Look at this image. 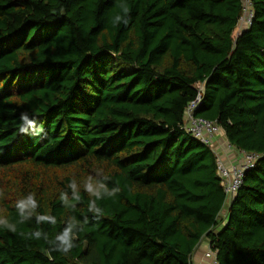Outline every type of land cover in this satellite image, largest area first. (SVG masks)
I'll return each instance as SVG.
<instances>
[{
	"label": "trees",
	"instance_id": "1",
	"mask_svg": "<svg viewBox=\"0 0 264 264\" xmlns=\"http://www.w3.org/2000/svg\"><path fill=\"white\" fill-rule=\"evenodd\" d=\"M0 0V214L34 193L56 224L0 229V264H194L206 239L219 264H264V0L238 34L243 0ZM194 116L221 129L237 153L258 156L234 198L224 193L211 148L186 134ZM28 113L40 136L18 131ZM117 196L97 201L89 175ZM75 178L81 201L60 193ZM230 202L226 217L221 214ZM70 216L83 221L64 254L50 239Z\"/></svg>",
	"mask_w": 264,
	"mask_h": 264
},
{
	"label": "clouds",
	"instance_id": "2",
	"mask_svg": "<svg viewBox=\"0 0 264 264\" xmlns=\"http://www.w3.org/2000/svg\"><path fill=\"white\" fill-rule=\"evenodd\" d=\"M120 12L112 17L111 23L116 26L119 24L127 25L130 19V6L126 0H121L119 3ZM18 131L21 134L30 133L33 136H40L43 132L42 126H37L36 122L31 119L28 113H22L20 116V124ZM222 135V134H221ZM109 177L97 173L96 175H89L83 184V190L89 196L88 211L92 213V218L99 221L104 215V210L97 204V201L103 200L106 197L112 198L117 196L121 191L118 184L113 187H109L107 181ZM71 190V195L68 192L62 191L60 193V201L66 208L75 209V202L81 201L80 186L75 178H73L67 185ZM5 196L4 191L0 190V199ZM16 210L19 215L17 222H12L6 215L0 214V229H5L9 232H17V223L24 224L31 219L35 218L36 224L43 223L56 224V218L48 214H39L37 209L39 204L35 198L34 193H29L27 196L16 201ZM222 217V216H221ZM88 217H85L83 221L77 220L75 216H70L62 231L57 233L53 239H50L48 233L41 228H37L28 233L20 232L19 235L26 239L41 240L43 239L51 248L52 251L61 252L64 254L69 253L74 247H76V240L78 234L84 231V226L88 223ZM209 249V248H208ZM208 251V250H207ZM206 251V252H207Z\"/></svg>",
	"mask_w": 264,
	"mask_h": 264
},
{
	"label": "built area",
	"instance_id": "3",
	"mask_svg": "<svg viewBox=\"0 0 264 264\" xmlns=\"http://www.w3.org/2000/svg\"><path fill=\"white\" fill-rule=\"evenodd\" d=\"M244 16L241 18L239 30L244 31L252 24L253 13L250 11L251 0H243ZM241 32V33H242ZM240 33V34H241ZM201 102L199 96L197 101L192 103L187 111L183 130L186 134L200 141L213 150L216 156V165L221 187L226 196L230 199L234 198L238 190L244 182V177L247 172L252 170L257 162L258 156L255 154L240 153L243 161L236 160L233 163L223 161L224 156L216 153L214 147L217 138L222 134L221 129L215 123L194 116V110L198 103ZM233 151H236L232 146L228 145ZM237 153V151H236ZM239 155V153H237ZM208 264H219L216 253L209 248L205 255Z\"/></svg>",
	"mask_w": 264,
	"mask_h": 264
},
{
	"label": "rangeland",
	"instance_id": "4",
	"mask_svg": "<svg viewBox=\"0 0 264 264\" xmlns=\"http://www.w3.org/2000/svg\"><path fill=\"white\" fill-rule=\"evenodd\" d=\"M242 31H237L238 34H240ZM242 34V33H241ZM228 142L227 140H225L224 136L223 135H220L218 138H217V141L215 142V145L214 147H216V153L222 155V156H225L227 154H232V156L235 154L236 158H238V160L241 159V155H238L236 153V151H233L230 147H228ZM222 150V151H221ZM223 152V154H222ZM228 156V155H227ZM227 160H229L228 158H224L223 161H225L227 163ZM244 159H241L240 161H243ZM229 162V161H228ZM229 205H230V202L227 203L226 205V209L224 210V212L221 214L222 218H225L226 217V212L228 211V208H229ZM206 253V252H205ZM204 253V257H205V254Z\"/></svg>",
	"mask_w": 264,
	"mask_h": 264
},
{
	"label": "crops",
	"instance_id": "5",
	"mask_svg": "<svg viewBox=\"0 0 264 264\" xmlns=\"http://www.w3.org/2000/svg\"><path fill=\"white\" fill-rule=\"evenodd\" d=\"M222 151V150H221ZM223 154V152H222ZM228 155V156H227ZM224 157L228 158L230 163L235 162L238 158H236L235 154L232 156V154H227ZM209 243L206 239H204L199 247L197 248L194 257H193V263L194 264H208V260L206 257H204V253L208 250ZM206 254V253H205Z\"/></svg>",
	"mask_w": 264,
	"mask_h": 264
}]
</instances>
